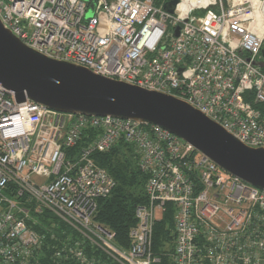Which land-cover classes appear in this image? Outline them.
Masks as SVG:
<instances>
[{
    "label": "built area",
    "instance_id": "1",
    "mask_svg": "<svg viewBox=\"0 0 264 264\" xmlns=\"http://www.w3.org/2000/svg\"><path fill=\"white\" fill-rule=\"evenodd\" d=\"M166 1L0 0V20L45 56L173 95L245 145L264 147V0H180L174 12ZM87 128L98 132L71 157ZM120 140L148 173L149 199L136 207L127 248L94 220L115 180L92 155ZM168 202L173 264H264V189L159 125L18 102L0 82V264H28L42 242L28 204L118 264H155L154 227Z\"/></svg>",
    "mask_w": 264,
    "mask_h": 264
},
{
    "label": "water",
    "instance_id": "2",
    "mask_svg": "<svg viewBox=\"0 0 264 264\" xmlns=\"http://www.w3.org/2000/svg\"><path fill=\"white\" fill-rule=\"evenodd\" d=\"M179 2L168 0L164 8L174 12ZM0 82L14 91L18 102L29 97L63 112L111 115L159 125L228 172L264 189V147L245 145L200 110L173 95L45 56L28 47L1 20Z\"/></svg>",
    "mask_w": 264,
    "mask_h": 264
},
{
    "label": "trees",
    "instance_id": "3",
    "mask_svg": "<svg viewBox=\"0 0 264 264\" xmlns=\"http://www.w3.org/2000/svg\"><path fill=\"white\" fill-rule=\"evenodd\" d=\"M97 132L96 129L87 128L77 145L69 149V155L72 157L77 154ZM92 156L115 180L111 193L98 199L94 220L115 232L116 244L127 248L131 244L129 232L137 223L136 207L147 204L149 199L146 191L148 173L140 168L135 146L123 140ZM28 206L36 220L33 227L43 235L41 244L34 250L35 256L28 260V264H118L101 249L91 247L87 241L77 243L82 237L80 233L57 216L47 211L39 213L33 205ZM174 214V205L168 202L162 217L155 223L153 251L160 257V261L155 264H173L171 251L175 238ZM79 251L87 257L86 262L77 256Z\"/></svg>",
    "mask_w": 264,
    "mask_h": 264
},
{
    "label": "bare ground",
    "instance_id": "4",
    "mask_svg": "<svg viewBox=\"0 0 264 264\" xmlns=\"http://www.w3.org/2000/svg\"><path fill=\"white\" fill-rule=\"evenodd\" d=\"M257 16H258V18H259L260 20L264 17V15H263L262 12H258V13H257Z\"/></svg>",
    "mask_w": 264,
    "mask_h": 264
},
{
    "label": "rangeland",
    "instance_id": "5",
    "mask_svg": "<svg viewBox=\"0 0 264 264\" xmlns=\"http://www.w3.org/2000/svg\"><path fill=\"white\" fill-rule=\"evenodd\" d=\"M92 12H93V5L91 6V9L89 10L88 14H91ZM263 62H264V60H263ZM159 215H160V213H159Z\"/></svg>",
    "mask_w": 264,
    "mask_h": 264
}]
</instances>
